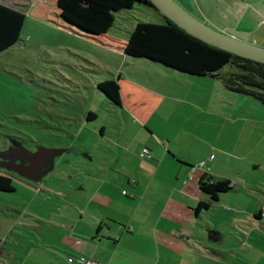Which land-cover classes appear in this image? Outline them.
Masks as SVG:
<instances>
[{
	"label": "rangeland",
	"instance_id": "rangeland-1",
	"mask_svg": "<svg viewBox=\"0 0 264 264\" xmlns=\"http://www.w3.org/2000/svg\"><path fill=\"white\" fill-rule=\"evenodd\" d=\"M4 1L23 10L25 18L20 40L0 53V162L33 166L34 154L50 150L55 155L49 169L55 171L48 175L46 170L41 183L9 172L14 173L10 176L14 190L0 191V223L9 218L15 230L26 231L29 241L38 239L37 245L44 251L37 254L38 262L50 264L57 254L51 247L56 227L44 217L59 213L57 206L62 212L68 210L66 202L74 193L70 186L81 175L75 173L106 158L111 146L108 137H117L120 121L128 117L125 109L97 90L103 77L118 81L121 74L122 87L134 81L137 86H128L130 91L143 90L142 101L151 91L164 89L168 94L180 91L185 100L202 92L203 101L210 102L217 114L209 119L217 123L219 138L215 139V132L211 138L205 133L211 139L205 144L186 129L181 151L194 162L193 167L204 165L205 159V166L229 178L234 188L218 205L212 203L209 211L202 212L186 246L199 264H264L258 230L264 228V218L259 223L253 216L260 210L264 216V105L252 97L225 92L221 80H213L216 86L211 88L208 79L192 80L161 68V64L124 59L121 47L135 23L158 21L157 13L152 16L146 8L141 12L134 4V9H122L110 0H0ZM230 2L186 0L190 7L178 3L216 30L230 34V25H235L232 31L237 37L244 23L237 14H230ZM181 106L185 110L181 117L205 119L210 111ZM90 111L96 118L86 121ZM102 125L107 136L99 132ZM19 149L33 157L14 156ZM87 149L92 151V160L83 155ZM30 212L43 217L37 219ZM212 231H220L217 240ZM17 238L8 236L9 255L16 257L9 264H18L19 255L25 253V238L20 242ZM33 256L35 252L25 258Z\"/></svg>",
	"mask_w": 264,
	"mask_h": 264
},
{
	"label": "crops",
	"instance_id": "crops-1",
	"mask_svg": "<svg viewBox=\"0 0 264 264\" xmlns=\"http://www.w3.org/2000/svg\"><path fill=\"white\" fill-rule=\"evenodd\" d=\"M178 2L184 7L189 6L186 0ZM0 3L14 7L5 1ZM20 11L24 13L23 10ZM230 14H237L244 23L240 30L242 34L237 36L239 39L264 46V0H231ZM234 26L230 25V35L236 37L232 31ZM122 57L132 61L144 60L159 66L158 63L146 59L124 55L123 50ZM160 67L180 77L192 80L208 79L212 81L211 88L216 86V81L213 80H221L212 76L188 75L163 65ZM107 79L115 80L103 77L100 81ZM119 79L122 80L121 74L117 81L120 104L115 106L121 110L125 109L128 117L120 121L117 137H108L112 147H106V158L75 173L77 176L81 175L70 186L74 193L66 202L68 210L62 212L57 206L59 213H52L50 218L44 217L56 227L52 233L51 247L56 249L57 254L55 258L47 261L50 264H81L75 260L69 262L68 258L85 257L101 264H199L193 259L195 254L189 251L191 248L186 246L190 243L189 239L194 237L192 225H196L197 219L202 218V212L209 211L212 205L209 204L205 210L201 208L195 212L198 203H208L209 200L208 195L199 188V179L204 174L214 180L229 178L218 176L213 172L212 166L206 167L205 159L202 167H193L191 164L194 162L188 160L186 154L181 151L185 143L182 132L188 130L205 144L209 143L214 132L215 139H218V125L209 119L216 111L210 106V102L203 101L202 92H196L191 99L185 100L180 91L168 94L164 89L154 90L142 101L143 90L130 91L128 87H133L134 81L122 87ZM222 85L223 90L229 94L247 96L230 91L223 82ZM217 88L222 87L218 85ZM182 104L195 105L210 111H207L205 119L201 116L181 117L185 111ZM89 113L86 121L94 120L96 115L91 111ZM126 126L128 128L124 132ZM99 132L102 136H107L103 125ZM205 133L210 138L204 136ZM163 143L167 145L164 146ZM143 146L149 148L152 155L150 158L142 159L139 156V150ZM78 152L77 149L74 151L76 155ZM34 155L38 157L39 164L35 169H25L27 177L31 180L23 177L22 179L38 180L41 183L45 175H51L55 171L53 167L49 169V165L54 166L55 154L46 150ZM83 155L93 159L89 149L85 150ZM1 168L0 166V174L9 178L16 173H8L5 172L6 169L3 168L4 171ZM46 170L49 171L47 174ZM233 188L234 186L231 190L221 193L218 200L213 202L214 206L218 205L225 194L233 191ZM29 214L37 219L43 217L35 212ZM253 216L259 223L264 218L261 210L254 212ZM19 225L25 228V225ZM258 230L261 233L260 242L264 244V228ZM10 235H17L18 242L25 238V253L19 255L18 264H41L37 254L44 251L37 245L38 239L29 241L26 231L15 230L13 221L9 218L6 223H0V257L3 264L12 263V259H16L9 255ZM219 236L220 231H212V238L217 240ZM32 252H35L33 258H25L27 253ZM259 255L264 256V246Z\"/></svg>",
	"mask_w": 264,
	"mask_h": 264
},
{
	"label": "trees",
	"instance_id": "trees-1",
	"mask_svg": "<svg viewBox=\"0 0 264 264\" xmlns=\"http://www.w3.org/2000/svg\"><path fill=\"white\" fill-rule=\"evenodd\" d=\"M124 8L157 13L158 21L138 20L121 49L131 58L146 59L192 76H212L222 80L225 87L238 94L250 96L264 104V64L237 56L187 33L162 15L149 0H110ZM146 12V13H147ZM155 12V13H154ZM25 15L17 8L0 3V53L20 40ZM225 67H228L225 71ZM97 89L113 105L120 104L119 85L107 79L97 83ZM90 113L87 115L89 118ZM229 179L214 180L204 174L199 179L201 192L209 197L208 203H198L194 209L208 208L221 193L232 189ZM11 179L0 174V191L11 192Z\"/></svg>",
	"mask_w": 264,
	"mask_h": 264
},
{
	"label": "water",
	"instance_id": "water-1",
	"mask_svg": "<svg viewBox=\"0 0 264 264\" xmlns=\"http://www.w3.org/2000/svg\"><path fill=\"white\" fill-rule=\"evenodd\" d=\"M162 15L167 17L170 21L181 27L187 33L212 45L216 48L225 50L237 56L248 58L264 64V46L257 45L253 42L244 41L233 35L226 34L219 30L212 28L202 20L198 19L185 8H183L176 0H149ZM15 155L31 156L23 153L21 149L15 150ZM22 154V155H21ZM22 158V157H21ZM37 159V157H33ZM29 160V159H28ZM38 160L32 165H21L18 163H10L9 161L0 162V166L7 171L18 173L19 176L30 179L25 172L26 168H37Z\"/></svg>",
	"mask_w": 264,
	"mask_h": 264
},
{
	"label": "built area",
	"instance_id": "built-area-1",
	"mask_svg": "<svg viewBox=\"0 0 264 264\" xmlns=\"http://www.w3.org/2000/svg\"><path fill=\"white\" fill-rule=\"evenodd\" d=\"M164 146L167 145V143H163ZM140 157L142 158H149L151 156V152L148 148L144 147L142 148V150L139 153ZM203 165H199L197 167H202ZM193 168V167H192ZM123 193H125V191H122ZM73 260L78 261L81 264H101L100 262L94 260V259H90V258H85V257H69L68 261L71 262Z\"/></svg>",
	"mask_w": 264,
	"mask_h": 264
},
{
	"label": "flooded vegetation",
	"instance_id": "flooded-vegetation-1",
	"mask_svg": "<svg viewBox=\"0 0 264 264\" xmlns=\"http://www.w3.org/2000/svg\"><path fill=\"white\" fill-rule=\"evenodd\" d=\"M17 153H19V152H17ZM14 156H16V155H14ZM17 162H19V161H17ZM2 170H4L3 168H1ZM5 171V170H4ZM5 172H8L9 173V171H5Z\"/></svg>",
	"mask_w": 264,
	"mask_h": 264
}]
</instances>
